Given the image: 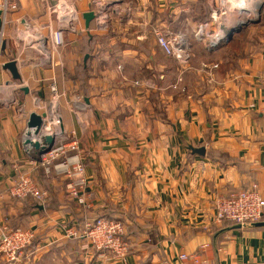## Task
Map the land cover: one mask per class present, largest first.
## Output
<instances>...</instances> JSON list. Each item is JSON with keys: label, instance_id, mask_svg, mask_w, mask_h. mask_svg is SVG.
Masks as SVG:
<instances>
[{"label": "crops", "instance_id": "1", "mask_svg": "<svg viewBox=\"0 0 264 264\" xmlns=\"http://www.w3.org/2000/svg\"><path fill=\"white\" fill-rule=\"evenodd\" d=\"M93 1L11 0L17 8L1 16L0 191L18 164L31 173L23 140L37 113L78 140L92 196L84 211L66 197L61 175L37 171L49 192L44 205L0 197V226L36 234L39 250L20 264H192L179 256L193 253L217 264H264V226L218 223L213 209L216 197L255 183L264 199V0H245L218 23L222 3L235 8L239 0L116 1L105 32L96 19L86 30ZM66 5L75 22L62 25L56 10ZM252 19L217 48L194 37L214 20L219 31L228 26L215 38L221 43ZM61 26L64 45L56 47ZM158 29L187 38L184 61L159 47ZM12 62L19 79L6 68ZM99 217L126 223L125 262L65 238L63 225Z\"/></svg>", "mask_w": 264, "mask_h": 264}, {"label": "built area", "instance_id": "2", "mask_svg": "<svg viewBox=\"0 0 264 264\" xmlns=\"http://www.w3.org/2000/svg\"><path fill=\"white\" fill-rule=\"evenodd\" d=\"M103 4L101 0H94L95 19L97 29L105 32L110 24V15L107 10L109 4ZM67 6V5H66ZM64 11L60 6L56 11L58 19L62 25L75 22V12L70 6ZM17 8L11 0H0V12L9 13ZM209 24L199 26L196 37L203 36ZM54 34L53 40L56 47L64 45L63 30ZM159 47L167 56L175 57L184 61L188 57V40L184 36H172L158 29L154 31ZM264 78V73H263ZM56 101L58 94L52 89ZM51 113L55 111L50 110ZM50 138L55 139V144L50 152L42 155L39 160L32 159L29 162L31 173L18 172L20 164L15 166L17 175L11 181L10 186L5 191H0V197L4 195L17 201H33L36 204L44 205L49 192L42 188L36 181L32 173L41 171L42 174L61 175L66 182V197L86 211L92 207V196L88 193V182L85 176V163L80 152L79 142L74 137L66 134L61 129V121L55 119H44V127ZM44 135V134H43ZM46 137V135H44ZM28 167V166H26ZM21 171V170H20ZM215 221L218 223L232 222L240 227H251L262 222L264 217V199L261 197L257 184H252L248 188L227 195L218 196L213 202ZM66 239L88 242L92 248L106 259H116L126 261L130 252V244L124 239L127 231L126 223L106 217H99L94 220L87 219L82 223H73L62 226ZM36 234L30 229H13L9 226H0V258L3 264H20L32 262L35 252L39 250L35 245ZM204 249V248H203ZM179 259L182 262L191 261L192 264H217L206 259H202L201 254H181Z\"/></svg>", "mask_w": 264, "mask_h": 264}, {"label": "water", "instance_id": "3", "mask_svg": "<svg viewBox=\"0 0 264 264\" xmlns=\"http://www.w3.org/2000/svg\"><path fill=\"white\" fill-rule=\"evenodd\" d=\"M263 9H264V5L259 8L260 16H261V13L263 12ZM1 16H2V13L0 12V22H1ZM95 17L96 16L94 12H90L84 15L86 30L90 29V25L92 21L95 19ZM250 23H253V21H251ZM248 24L244 25L243 27L247 26ZM26 26L28 27V25ZM243 27L232 30V32L229 34V38L226 41H223V43H228L233 38L234 34L237 33ZM216 47L217 46L212 45V48H216ZM87 59H88V56H86L85 61ZM6 68L12 72L15 79L20 78L15 62L9 63L6 66ZM43 127H44V116L39 115L37 113H32L29 116L27 129L24 134L23 147L25 149V152L29 156H32V158L35 160H39V158L42 155L50 152L55 144L54 138H47L42 134ZM204 151L205 150L203 148L193 149V152L195 154H200V155H203ZM33 154H35L36 156H34ZM255 225L264 226V222H260Z\"/></svg>", "mask_w": 264, "mask_h": 264}, {"label": "rangeland", "instance_id": "4", "mask_svg": "<svg viewBox=\"0 0 264 264\" xmlns=\"http://www.w3.org/2000/svg\"><path fill=\"white\" fill-rule=\"evenodd\" d=\"M244 1V0H243ZM248 1V0H247ZM246 2V1H245ZM227 4H226V2H223L222 3V8H221V11L222 12H219L218 13V18H217V20H215V21H217L216 23H218L219 21H220V19L221 18H228V17H230V16H232V15H234V12L235 11H232V9L229 7V5H227L230 9L228 10V7L226 6ZM226 6V7H225ZM231 11V12H230ZM235 16V15H234ZM238 16V18L239 17H242L241 16V14H239L238 12L236 13V17ZM243 18V17H242ZM219 19V20H218ZM251 21H253V19L252 20H250L249 22H251ZM248 22V23H249ZM207 24H209V26H208V29H207V31H205L204 32V35H205V37L204 36H202V37H200V38H203L202 39V41L203 42H206V44L208 45V46H210L211 48H212V45L213 46H215L216 44H219V45H217V47H219V46H221L222 44H223V41H226V39H224V40H222L221 41V43L220 42H215L216 40H215V38L219 35V33L223 30V28H221L220 29V31H219V29L217 30V25L218 24H215L214 23V20H211V21H209ZM224 27V26H223ZM194 37H195V39L197 38L196 37V33H195V35H194ZM211 42L212 43H215V44H212L211 45ZM216 47V48H217ZM65 187H66V182H65ZM87 211V210H86ZM94 219H97V218H94ZM94 219H90V220H94ZM254 226V225H253ZM126 234V233H125ZM126 236V235H125ZM124 236V239L126 238ZM126 240V239H125ZM127 241V240H126ZM99 254V253H98Z\"/></svg>", "mask_w": 264, "mask_h": 264}, {"label": "bare ground", "instance_id": "5", "mask_svg": "<svg viewBox=\"0 0 264 264\" xmlns=\"http://www.w3.org/2000/svg\"><path fill=\"white\" fill-rule=\"evenodd\" d=\"M245 0L243 1V0H239V4L235 7V8H232V7H230L231 9H232V11H237V10H240V8H243L244 7V5H245ZM252 9V8H251ZM252 10H254V9H252ZM250 23V22H249ZM246 24H248V23H244V24H240L239 26H237V27H235V28H233V29H231V30H228L227 31V36H226V40L229 38V34L232 32V30H234V29H237V28H240V27H243L244 25H246ZM208 28V27H207ZM207 28H206V30L205 31H207ZM227 28H228V26H226L223 30L224 31H226L227 30ZM203 36L205 37V35H204V33H203Z\"/></svg>", "mask_w": 264, "mask_h": 264}, {"label": "trees", "instance_id": "6", "mask_svg": "<svg viewBox=\"0 0 264 264\" xmlns=\"http://www.w3.org/2000/svg\"><path fill=\"white\" fill-rule=\"evenodd\" d=\"M262 222H264V217H263V219L261 220ZM13 229H18V227H12ZM20 229H22V228H20Z\"/></svg>", "mask_w": 264, "mask_h": 264}]
</instances>
